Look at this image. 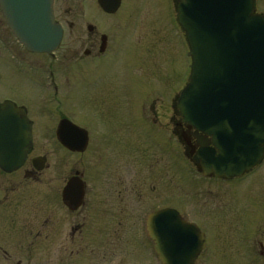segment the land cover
I'll use <instances>...</instances> for the list:
<instances>
[{
  "label": "flooded vegetation",
  "instance_id": "af4514ba",
  "mask_svg": "<svg viewBox=\"0 0 264 264\" xmlns=\"http://www.w3.org/2000/svg\"><path fill=\"white\" fill-rule=\"evenodd\" d=\"M70 1L69 26L76 33H80L76 21L81 16V4L88 1L98 9L99 16L105 17L115 16L129 5V0ZM114 1L119 3L117 10L106 11L104 6ZM165 1L167 10L171 4L177 9V0ZM56 2L55 20L64 28ZM0 11L4 26L0 25V62L4 60L6 71V80L0 85L9 89L0 94L3 95L0 102L10 101L24 109L32 135L31 147L20 167L5 170L0 166V264L14 261L44 264L46 260H55L56 264H163L162 257L168 264H226L228 259L232 261L230 264H264V156L240 177L205 173L202 162L195 159L201 149L196 129L183 121L177 108L179 94L175 102L171 96L172 112H166V126L158 125L156 98L149 103L148 116L158 129L153 136L166 133L165 154L169 158L172 151L167 146L172 145L174 132L184 147L187 182L181 196H175L170 172L166 173L165 191L158 185L141 182L139 145L125 143L123 139L116 146L107 135H94L96 122L104 119L120 123V115L111 119L113 115H106L104 110L90 113L84 150L71 149L58 139V125L65 116L55 126L60 152L76 159L86 156L92 167L98 163L103 172L87 173L72 167L68 172L61 173L56 168L53 175L47 174L49 157L37 151V132L42 128L38 118L43 115L44 103L56 100L61 108L63 76L71 69V62L88 76L86 92L96 91L106 100L108 77L105 72L100 73L99 66L109 52L111 38L90 24L88 35L75 33L77 37H85L77 38L83 48L74 50L69 57L59 53L66 37L64 28L63 41L56 51L31 52L15 37L1 8ZM255 12L264 14V0H256ZM120 16L125 19V14ZM94 69L97 71L93 73ZM164 86L168 88L169 84ZM198 135L208 141L210 148H215L210 135L202 132ZM184 136L189 139L188 144ZM154 143L162 152L163 141ZM115 148L133 166V172L119 175L107 172L113 160L109 153ZM243 184L245 188L241 191L238 186ZM190 185L197 189H189ZM241 200L245 201V214L238 216ZM130 213L135 215L132 217ZM110 227L116 241L120 233L133 235L132 239L118 238L122 253H113L112 257L102 247L108 243ZM214 227L216 233L212 231Z\"/></svg>",
  "mask_w": 264,
  "mask_h": 264
},
{
  "label": "water",
  "instance_id": "95a60500",
  "mask_svg": "<svg viewBox=\"0 0 264 264\" xmlns=\"http://www.w3.org/2000/svg\"><path fill=\"white\" fill-rule=\"evenodd\" d=\"M54 2L0 0L10 29L31 52L53 53L63 40ZM106 5L113 13L119 3ZM177 12L192 61L178 108L183 121L197 130L201 149L195 159L205 173L241 176L264 156V14L255 13V0H178ZM199 132L212 137L214 149ZM57 137L79 151L88 143L87 131L67 118L61 120ZM184 141L189 143L185 136ZM31 143L24 109L10 101L0 103V166L20 167ZM161 261L169 263L163 257Z\"/></svg>",
  "mask_w": 264,
  "mask_h": 264
},
{
  "label": "rangeland",
  "instance_id": "374dc122",
  "mask_svg": "<svg viewBox=\"0 0 264 264\" xmlns=\"http://www.w3.org/2000/svg\"><path fill=\"white\" fill-rule=\"evenodd\" d=\"M71 6L72 2L70 0H57L56 2V12L58 17H61L66 31L63 47L59 53L67 54L69 57L74 50L83 48L77 38H85L77 37L76 32H72L73 30L69 26L72 19L69 16L68 9ZM125 9L126 7H123L115 16L105 17L99 16L97 14L98 9L93 8L88 1L81 4V16L76 21L80 33L76 34L88 35L87 27L91 24L99 32H106L111 38L109 52L102 65L99 66L100 73L105 72L108 77V82H106L108 88L106 87V90L109 96L103 101L100 98L101 95L97 94L96 91L86 92L85 85H87L86 79L88 76L81 73L78 70L79 68L77 67V69L75 64L71 62V69L63 76L65 90L60 96L62 100L61 108L58 107L56 100H54L56 103H48L47 101V104L44 103L46 110L44 109L42 111L43 115L38 118L42 128L37 132V140L39 141L37 151L49 157V166L46 172L50 175H53L55 171L57 172L56 168H58V172L63 173L68 172L72 167L85 170L87 173L103 172L100 165H97L98 163L92 167L86 156L76 159L60 152L56 141L55 126L62 116L69 118L79 126L87 128L90 113L95 112V114H98L96 112L104 110L106 115H113L111 119H115V115H120V123L116 120L115 123L113 120H108L107 123L104 119L102 122H96L94 124V135L101 136V134H105L110 137V141L118 142V144L125 139V143L139 145L141 151V182L158 185L160 189L165 191L166 173L169 174L170 172L175 196H181L186 189L185 184L187 182L184 166V147L177 133L174 132L172 145L167 146V150L172 151V157L169 158L165 154L167 135L162 130L163 132L155 133L153 136L154 130L157 131L158 129L150 123L148 115L151 112L148 111V106L156 98L154 104L159 115L158 125L159 127L160 124L166 126V112H172L170 107L171 96H174L175 102L176 96L186 85L190 72L191 60L188 56L184 33L180 30L176 21L175 5H169V10H167L165 0H129V5ZM121 13L125 14V19L121 18ZM128 14L131 16L128 17ZM2 21L0 11L1 26ZM2 27L4 28V26ZM69 61H72V59ZM3 64L4 60H1L0 82L6 80V71ZM96 71L94 69L93 73ZM93 77H96V75ZM167 84H169V87L165 88L164 85ZM7 92H9V89H6L5 85H0V94ZM2 96H0V99ZM59 109L61 110L58 111ZM62 110L63 112H61ZM119 127L120 131L118 132ZM155 140L163 141L162 152L156 147ZM119 150V148H115L111 151L114 154L109 153L113 160L110 161L111 164L107 172L115 175L133 172V166L128 161H124ZM154 176L157 179L160 178L154 180ZM238 188L241 191L244 190L245 184L238 186ZM189 189L195 191L197 187L190 185ZM158 195L160 194L158 193ZM244 205L245 201L241 200L238 204V216L245 214ZM130 215L133 217L135 214L130 213ZM216 229L214 227L212 231L216 233ZM109 232L108 243L102 247L107 248L105 252H108L112 257L113 253H122L120 250L122 246H120L118 238L122 240L132 239L133 235L120 233L116 241L111 234L112 227L109 228ZM113 241H116V243ZM231 262L228 259L226 264ZM15 263L16 261L13 262V264ZM44 264H56V261L46 260Z\"/></svg>",
  "mask_w": 264,
  "mask_h": 264
}]
</instances>
